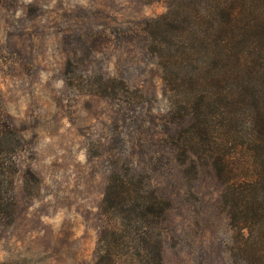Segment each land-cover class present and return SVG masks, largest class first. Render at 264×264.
Listing matches in <instances>:
<instances>
[{
	"label": "rangeland",
	"instance_id": "1",
	"mask_svg": "<svg viewBox=\"0 0 264 264\" xmlns=\"http://www.w3.org/2000/svg\"><path fill=\"white\" fill-rule=\"evenodd\" d=\"M168 3L0 0V129L10 130L6 145L17 167L13 220L0 227V264H93L113 173H135L170 201L162 264H246L220 203L226 180L210 165L218 153L253 170L246 138L228 144L226 100L216 98L205 111L209 129L198 133L194 165L174 160L166 136H185L186 96L163 84L144 21L164 14ZM182 71L175 68V77ZM106 75L120 80L121 96L86 82ZM219 88L227 91V81Z\"/></svg>",
	"mask_w": 264,
	"mask_h": 264
},
{
	"label": "trees",
	"instance_id": "2",
	"mask_svg": "<svg viewBox=\"0 0 264 264\" xmlns=\"http://www.w3.org/2000/svg\"><path fill=\"white\" fill-rule=\"evenodd\" d=\"M170 1L164 14L144 21V32L149 46H155L163 84L186 96L181 118H187L185 136L180 139L178 131L166 135L174 140V160L184 156L194 165L198 133L209 129L205 111L222 96L227 103L228 144L236 148V142L246 138L253 170L218 153L210 165L217 178L226 180L220 203L241 239L245 263L264 264V0ZM209 63L217 69L210 72ZM175 68L183 70L181 77H175ZM93 76L86 80L92 89L121 96L116 76ZM224 81L227 91L219 88ZM9 134L7 127L0 129V227L12 222L15 211L17 167L6 145ZM249 173L250 178L243 177ZM169 205L158 185L144 183L135 173L111 174L101 203L104 221L93 264H162L161 226Z\"/></svg>",
	"mask_w": 264,
	"mask_h": 264
}]
</instances>
